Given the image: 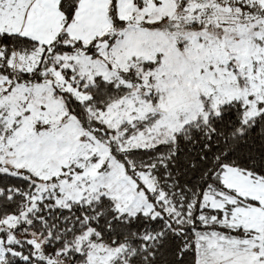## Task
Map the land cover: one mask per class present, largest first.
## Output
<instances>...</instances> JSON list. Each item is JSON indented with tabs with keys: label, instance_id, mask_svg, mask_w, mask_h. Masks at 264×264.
Segmentation results:
<instances>
[{
	"label": "snow or ice",
	"instance_id": "1",
	"mask_svg": "<svg viewBox=\"0 0 264 264\" xmlns=\"http://www.w3.org/2000/svg\"><path fill=\"white\" fill-rule=\"evenodd\" d=\"M0 264H264V0H0Z\"/></svg>",
	"mask_w": 264,
	"mask_h": 264
}]
</instances>
